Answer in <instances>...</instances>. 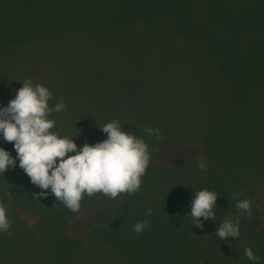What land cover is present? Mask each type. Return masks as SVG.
I'll return each instance as SVG.
<instances>
[{
  "label": "rangeland",
  "instance_id": "374dc122",
  "mask_svg": "<svg viewBox=\"0 0 264 264\" xmlns=\"http://www.w3.org/2000/svg\"><path fill=\"white\" fill-rule=\"evenodd\" d=\"M46 2L0 0V107L31 80L52 92L50 107L61 99L67 106L50 114L52 132L79 149L106 139L99 127L116 119L145 140L151 160L137 193L85 195L78 212L46 190L50 210L43 213L57 223L43 226L50 260L39 264H234L245 248L264 249V0ZM158 26L169 48L156 47ZM106 69L126 80L106 84ZM0 147L16 156L2 135ZM202 158L206 171L197 167ZM23 174L17 160L0 179L22 183ZM201 189L219 194L216 220L204 221L203 230L188 215ZM241 191L237 199L251 202L250 214L235 206L233 193ZM32 211L21 216L30 226L43 216ZM236 217L234 247L208 238L206 231ZM139 221L149 227L137 234ZM190 232L205 241H191Z\"/></svg>",
  "mask_w": 264,
  "mask_h": 264
},
{
  "label": "clouds",
  "instance_id": "9594fccd",
  "mask_svg": "<svg viewBox=\"0 0 264 264\" xmlns=\"http://www.w3.org/2000/svg\"><path fill=\"white\" fill-rule=\"evenodd\" d=\"M52 92L41 84L33 85L25 80L7 106L0 107V135L13 144L16 156L0 147V174L9 168L19 167L30 178V182L41 191L33 195L46 198L50 190L56 202L62 203L71 212H78L84 196L93 197L97 193L115 199L121 193H137L142 185V177L151 160L148 144L137 137L132 130L125 131L116 119L105 123L100 130L107 134L103 141L89 144L85 142L79 149L73 138L52 132L55 120L50 114L66 110L61 99L54 107L49 106ZM147 136L163 139L158 128L145 127ZM201 171L207 170L205 159L197 162ZM243 192L233 193L237 210L243 215L251 213L248 199H237ZM9 197L11 196L8 193ZM215 190L201 189L193 193L190 213L193 224L203 230L204 221L216 220ZM8 205L0 202V232L11 235L12 222L6 215ZM152 210L145 212L150 216ZM239 219H226L216 228L215 235L221 240L237 238ZM149 225L146 221L134 224L133 231L142 233ZM245 256L259 264L260 257L251 248H245Z\"/></svg>",
  "mask_w": 264,
  "mask_h": 264
},
{
  "label": "trees",
  "instance_id": "16d2710c",
  "mask_svg": "<svg viewBox=\"0 0 264 264\" xmlns=\"http://www.w3.org/2000/svg\"><path fill=\"white\" fill-rule=\"evenodd\" d=\"M40 1L41 3H43V6H44V3H51V2H46L47 0H40ZM12 9H13L12 14H14L16 17L17 9L15 8V6L14 7L12 6ZM41 14L44 15L43 9L41 11ZM137 15H140V14L134 15L133 19L135 17L141 18L140 16H137ZM147 20L150 21L149 18H147ZM157 29L159 30V33L157 32V34H155L156 38H154L153 40H155L154 43H157L155 45L160 50L163 48V45L168 44V40H164L165 39L164 36H168V35L165 34L164 31L161 32V27L158 26ZM166 48H169V45H167ZM111 68L112 66L109 67L110 70ZM116 68L122 69V73L125 76L123 72L125 71V67H121L120 65H118ZM109 69H106L107 75L108 73H110V75L106 77L108 78V80H106L105 82L106 84H112L113 81L119 80L120 82H124V80H126V79L120 78L117 75L115 76L114 75L115 73L110 71ZM104 81L105 80H101V81L96 82L95 84L96 86H98V84L103 83ZM10 178L11 177L3 176L0 179L1 180L0 183H2L4 187L6 188L4 192L0 190V202H3L6 205H8L6 209V215L8 219L12 222V227L10 229L12 233L11 235H9L6 232H0V264H18L19 262H24V261H26V264H39L44 261L48 262L50 260V256H49L50 249L48 248L46 242H48L49 238L45 235L44 227L50 226V223H54L53 225L57 223L56 220H52L53 214L43 213L44 211H46L47 207L49 209L48 200L47 198H44V197H37V199L33 197V195L36 194L35 192L36 188H33V184L30 182V178L27 175L23 174L22 183L17 179H15L13 183H10L9 181ZM148 178H150V176H148L147 179ZM26 180L27 182L26 184H24ZM0 188L2 187L0 186ZM26 188L28 189V191H27V194H25L24 196V189ZM8 193H10L11 198L15 200L14 204L9 201L11 200V198L9 197V195H7ZM29 209L33 210L32 212H38V213L41 212V214H43L42 218H40L42 220L41 223H38L39 225L34 222V224L30 226L29 222L21 218L23 211L28 212ZM93 212L97 213L99 211L95 210ZM215 230L213 229V231ZM206 232H207L206 235H208V238L211 237L214 243L222 242L223 247L229 248L235 244L236 238L229 237L226 240H221L218 236L214 234L215 232L213 233H211L212 231H209V232L206 231ZM200 235L195 234L193 232H190L189 234H187V236L190 238L191 241H192L191 236L192 237L196 236V238L193 239L194 241L197 239L198 240L201 239L205 241L203 239L206 237L205 234L201 236ZM257 238L258 237H255L254 242L255 244H258L261 246L259 241H257ZM69 241L70 240H68V242ZM254 248H255L254 252H257V251L261 252L259 253V255L257 254L260 257L259 264H264V249L258 248V247H254ZM193 249L194 251L198 250L196 248V243L192 245L191 250L193 251ZM194 254L192 255L191 253L190 256L192 257L194 256ZM233 263L234 264H257V262L255 261L248 260L247 257L245 256H242V259L240 261H235Z\"/></svg>",
  "mask_w": 264,
  "mask_h": 264
}]
</instances>
